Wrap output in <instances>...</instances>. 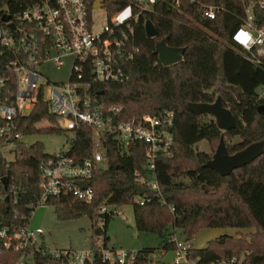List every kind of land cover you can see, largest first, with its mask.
<instances>
[{"label": "trees", "instance_id": "16d2710c", "mask_svg": "<svg viewBox=\"0 0 264 264\" xmlns=\"http://www.w3.org/2000/svg\"><path fill=\"white\" fill-rule=\"evenodd\" d=\"M2 1L13 11L27 0ZM102 2L108 13H113L126 0ZM223 4L227 10L215 18L203 17L200 5L190 0H181L172 8L155 4L154 11L145 17L153 21L157 35H145L144 15L136 22L139 51L127 65L129 79L92 83L91 90L100 101L122 105L125 119L142 113L155 114L164 108L173 110L174 116L171 147L169 152L159 154L154 169L145 165L142 142L122 146L113 134H107L103 159L106 165L93 168L88 180L93 187L91 201L67 194L52 202L58 219L86 214L91 219L92 236L103 235L100 246L93 249L92 261L86 260V264H108L100 259L98 252L106 246L105 226L113 212L98 213L102 202L114 207L130 203L136 228L155 232L162 239L156 247L139 249L131 264H143L155 249H172L174 244L169 235L176 229L190 241L201 227L215 226L254 227L255 231L248 233V240L231 234L224 235V242L211 239L203 247H191L192 255L207 262L239 256L243 251L242 264H264V151L228 175H220L203 165L213 151L195 148V143L203 138L213 146L223 134L227 150L232 153L264 138V113L258 111L264 96L257 91L259 85L264 86V66L245 58L231 43L230 31L240 23L243 14L240 0H223ZM164 36L169 45L185 47L181 60L163 65L154 54L155 41ZM216 94L222 96L223 102L238 117V127L223 131L211 114L195 113L187 108L188 102H211ZM43 119L49 122L47 126H37ZM19 125L23 134L64 129L43 99L19 118ZM69 131L68 154L77 160L89 157L95 149L91 126ZM233 135L239 136V140L227 139ZM12 152V159L0 152V174L8 177L7 186L0 185V219L9 226L29 221L31 209L27 205L35 202L40 191L39 164L51 154L39 140L29 144L16 141ZM137 173L155 176L158 188H153L147 180L141 181ZM11 185L18 189L16 203L11 195L6 196ZM101 216L103 224L99 226ZM169 227L173 232L168 233ZM94 243L91 239V247ZM16 257L15 251L2 249L0 264H12ZM33 264H69V261L62 253L54 256L38 251L33 256ZM157 264L171 263L158 261Z\"/></svg>", "mask_w": 264, "mask_h": 264}, {"label": "built area", "instance_id": "2783aa9c", "mask_svg": "<svg viewBox=\"0 0 264 264\" xmlns=\"http://www.w3.org/2000/svg\"><path fill=\"white\" fill-rule=\"evenodd\" d=\"M96 1L100 5H95ZM180 1L126 0L121 8L108 13L102 0H27L13 11L0 0L1 154L3 147L12 144L14 148L16 141L21 139L23 133L19 129V118L28 114L40 99L45 100L48 110L58 116L61 128L70 130L91 126L95 143L92 154L82 160L61 150L42 159L38 173L39 195L35 202L27 205L31 209L30 215L35 207L52 203L55 198L67 194L85 202L91 201L93 187L88 180L93 168L106 165L103 159L107 134H113L122 146L134 141L142 142L148 169H154L160 153L169 152L173 110L164 108L155 114L142 113L125 119L121 104L100 101L91 87L92 83L129 79L127 65L139 51L136 42L139 17L153 12L155 4L172 8L177 7ZM190 2L200 5L203 17L215 18L219 12L227 10L223 0ZM240 2L243 14L240 23L230 31L231 43L242 51L245 58L264 66V0ZM99 8L105 10L107 19L97 30L93 14ZM5 14L7 18H3ZM68 56L71 64L67 80L49 79L47 69L61 67ZM260 95L264 96V86ZM137 175L141 181L147 180L153 188H158L155 176ZM1 176L0 185H3ZM77 180H83L85 186L82 187ZM9 195L16 203L19 200L17 187L11 185L6 193L7 197ZM139 201L143 202V199ZM97 212L115 213L116 207L102 202ZM100 222L103 223V216ZM42 232V227H30L28 222L9 226L2 224L0 219V251L10 249L17 253L12 264H33V256L38 251L54 256L62 253L68 257L69 263L92 261V249L49 250L39 241ZM169 240L174 244L170 261L164 257L167 250L155 249L143 264H157L158 261L171 264H242L243 261V256L233 255L203 262L200 256L192 255L189 241L178 237L175 232L169 235ZM138 250L103 246L98 255L108 264H131Z\"/></svg>", "mask_w": 264, "mask_h": 264}, {"label": "rangeland", "instance_id": "374dc122", "mask_svg": "<svg viewBox=\"0 0 264 264\" xmlns=\"http://www.w3.org/2000/svg\"><path fill=\"white\" fill-rule=\"evenodd\" d=\"M95 25L94 28L99 30L101 23L107 19V14L103 8L97 9L93 14ZM71 64V57H65V63L59 68L49 67L47 69L48 78L54 81L67 80ZM263 86L259 85L257 91L261 92ZM217 95V94H216ZM215 95V96H216ZM226 105V103L224 102ZM228 106V105H227ZM49 122L45 119L37 123V126H47ZM69 130L63 129L61 132H34L24 133L21 136V141L25 143H32L34 141H41L44 145V150L48 153H54L59 150L67 151L69 144L67 142V135H70ZM231 142L239 140V136L233 135L227 138ZM217 142L213 146H209L206 139H200L195 143V148L207 152L214 151ZM12 144L2 148L3 155L12 159L14 153L10 151ZM29 226L43 228V232L39 237V241L43 242L45 247L49 250L57 249H96L103 241V235L92 236L91 219L86 215H80L74 218L60 220L56 217L52 203L39 205L34 208L29 218ZM102 222H98L102 226ZM173 232L171 227L168 228V233ZM255 231L254 227H232V226H215V227H201L192 236L190 245L195 248L203 247L209 240H219L224 242L225 234H231L234 237L243 239H250L248 233ZM178 237L184 238L180 229L175 230ZM106 247H120L126 249H138L140 247H156L162 243L159 234L149 231L138 230L134 223L132 205L124 204L116 207V212L109 218L106 226ZM168 235V234H167ZM91 239L93 246L91 247ZM211 240V241H212ZM172 250L168 249L165 254V259L170 261L172 257ZM243 256V251L239 254ZM76 264V263H69ZM86 264V263H81Z\"/></svg>", "mask_w": 264, "mask_h": 264}, {"label": "water", "instance_id": "95a60500", "mask_svg": "<svg viewBox=\"0 0 264 264\" xmlns=\"http://www.w3.org/2000/svg\"><path fill=\"white\" fill-rule=\"evenodd\" d=\"M95 5H100L98 1ZM7 14L3 15V18H7ZM144 32L147 37H153L157 35L156 27L153 21L147 17L143 23ZM185 51L183 46H171L167 43V37H161L155 41L154 54L157 55L159 61L163 65H168L182 59ZM187 108L195 113H209L214 117L216 125L223 131H229L238 127L239 119L233 113L232 109L225 105L223 98L218 94L211 102L206 101H192L188 102ZM258 111L264 113V103L258 105ZM264 151V138L254 140L243 148L238 149L232 153L228 152L224 135L221 134L219 141L213 151L211 157L205 162L204 166L210 167L217 171L220 175H228L233 169L251 162L254 158L259 156ZM1 181L6 187L8 184V177L6 175L1 176ZM77 182L84 187L85 182L83 180H77ZM44 247V245H42Z\"/></svg>", "mask_w": 264, "mask_h": 264}, {"label": "crops", "instance_id": "0c3cea01", "mask_svg": "<svg viewBox=\"0 0 264 264\" xmlns=\"http://www.w3.org/2000/svg\"><path fill=\"white\" fill-rule=\"evenodd\" d=\"M141 248H143V247H140V248H138V249H141Z\"/></svg>", "mask_w": 264, "mask_h": 264}]
</instances>
